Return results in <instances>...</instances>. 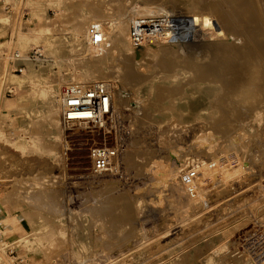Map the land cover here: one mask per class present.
Wrapping results in <instances>:
<instances>
[{"label":"bare ground","instance_id":"6f19581e","mask_svg":"<svg viewBox=\"0 0 264 264\" xmlns=\"http://www.w3.org/2000/svg\"><path fill=\"white\" fill-rule=\"evenodd\" d=\"M178 1L180 2L182 0H168L167 2L171 5V3H179ZM190 1L192 2V0ZM203 1L208 5V7H206L208 11L204 10V12L202 10V12H200L196 10L197 7H195L196 11H193L190 7L189 10H192L193 13L197 11H199V13L192 14L190 11L191 14H185L189 12L188 10L185 11V13L183 12L184 15H178V12L176 11L177 14H175L173 10L175 8H171L170 5L167 6L162 3L161 0H144L141 2L125 1L124 3L116 0L112 6L108 5V1L106 0H78V4L82 5V10L77 13L72 24L68 26L67 31L44 33L35 39L30 36L18 35L11 43H7V41L0 43L1 45H7L6 50H0V118L5 110L8 111L12 119L15 122L17 121L18 130L33 135L35 131L34 126H36V124L34 125L33 123L36 118L45 115L48 117L49 115L51 124L47 128V132L52 139H54L50 144V146L53 147L52 154L53 156L60 157L57 158L59 160L62 158L61 162L67 164L69 151L74 150L73 147H71L72 142H82V137L81 139H70L69 137L76 136L72 134L73 132L84 131L88 134L89 130L86 128L87 126H85V123L69 126L64 125L62 118L64 110L63 94L61 91L62 79H64L63 83H65L66 86L69 85L73 89H78L84 87V82L89 83L88 81L92 79L108 78L109 76H111L109 77L111 79L119 77L121 79L120 81L125 85V88L130 87V89H132L134 93L133 99L136 104L134 108H128L127 110L123 93L115 83L111 82V80L106 81L110 88V109L113 119L116 114L123 115L127 112L128 119L131 123L129 135L125 136L123 140L121 138L125 147L123 150H118L114 155H111V150L109 149V166L107 169L100 171L96 170L93 166L94 143L90 141L91 143L76 144L82 145L77 149L79 150L77 152L79 156L76 158L72 156L69 160L74 161L71 163L73 166H79H74L71 169L72 171L82 170L85 172H83V174H74V176L82 177L85 180L87 179V181L91 180L99 184L111 183L112 185H118V170L122 168L119 163L123 161L137 167L139 171L145 170L149 172L152 170V178L155 180V183L157 182L163 186L167 184L168 179L172 180L174 176L177 177V175H181L182 185L176 186L175 190L178 196H185L180 198L186 201V205H188V209L185 211L186 214L191 218L197 219L196 215L210 205L208 202L210 199L209 193L211 191H222L224 189L223 186L227 184L228 178L231 176L232 168L236 169L241 166L243 157L239 158L238 151L243 150V155L245 156V150L248 148L247 145L250 140L248 138L249 135L252 136L254 134L256 136L258 132L255 133L252 129L254 133L251 134V130L247 138L244 136L246 140H248L246 143L243 140L245 138L242 133H246L243 130H246L249 124L243 123L244 121L241 120L243 117L239 118L243 124H239L236 128L235 121L233 120L235 125H230V123H228L229 125H223V123H219L216 126L214 125L215 131L213 129V131L209 133H206L208 128L206 122L212 119H214L215 122L220 121V118L225 115V112L229 114L232 109H238L242 104L244 105V103L252 102L255 97H258L257 95L263 94L264 91V67L260 62L263 61L261 57H264V40L259 37L260 29L255 22V14L251 12L254 7L257 6L259 0ZM35 5L37 8L33 10L34 13H32V15L33 18L34 16L38 18L40 23H46L50 19V14L48 13L49 5L57 6L56 16L59 20L72 9L67 3H56L55 0H48L45 5L42 4L41 1H37ZM194 6L195 5H193V7ZM186 9H188V7H186ZM180 10L178 9V11ZM211 13H213L212 15L214 16L216 13L218 18H212ZM148 16L161 17L162 19L156 22L152 29H149L154 33L152 39L139 43L144 44V48L141 49L138 46H133L131 39V24L136 19L148 18ZM9 23H11V17L4 13V9L0 8V35L6 33ZM93 26L101 28L105 38L104 42L99 44L93 43ZM14 35H17L16 30ZM32 45L41 47L40 56L32 57L29 54V48ZM239 59H244L246 62L237 65ZM20 66L24 67L19 69ZM18 69L20 73L17 72ZM107 71L110 75L107 74ZM178 86H181L184 92L180 93L182 89L179 88V95L174 96L173 98L175 101H172L173 104H170L172 107L165 109L166 106L164 103H167L165 97L167 92L173 89L175 90ZM7 91L13 92L12 98L6 96ZM176 92L178 91H175V94ZM164 93L165 96H162ZM167 97H169V94ZM261 98L263 99L264 97L261 96ZM257 99L255 98L254 101ZM261 101L259 102L264 104V102ZM155 102L157 105L158 103H163L162 105H164L165 110L159 107L161 110V117L168 121L170 127L173 129L181 128L184 131L191 128L193 140L190 139L189 143L187 142V144H185V150H180L181 148L178 147L179 142H176L177 139L172 142L169 138L168 140L165 137L157 135L159 148L154 149L151 145H144V138L141 139L138 137L143 123L149 120L152 121V119H150L152 114L148 109L152 107ZM156 104L154 105L155 107ZM170 105L168 104L167 106ZM245 105L247 107L249 104ZM257 105L258 104H256V106ZM251 106H253L252 108L254 109L255 105L252 104ZM259 106L258 109L256 107L254 110L251 108L253 112L256 109L258 110L257 114L254 112V119L257 120L259 117H262L261 115L264 111L262 110L263 107L260 109ZM259 109L260 111L262 110L261 113ZM154 110L156 109L154 108ZM245 112L247 113V111ZM239 113L243 112L240 111ZM155 114H157V112H155ZM249 114L247 115L249 116ZM245 117L247 116L245 115ZM236 119L238 118L236 117ZM193 120H197L196 122H200L201 124L197 127L195 125L192 126L193 123L191 122ZM249 120H251V118ZM215 122L212 123L215 124ZM258 122L254 121L252 124ZM208 123L210 124V122ZM208 123L207 125L212 127L213 124L211 123L212 125H209ZM251 127L255 128L254 126ZM142 129L144 130V128ZM255 129H258V127ZM143 130L141 131L143 132ZM99 131L100 134L103 133L101 130H95L92 133L98 135ZM145 134H147V132ZM24 135L21 134L19 136V139L23 142L27 141V137ZM80 135L82 136L83 134ZM261 136L262 135L259 137ZM254 138L255 137H253V139ZM191 140L192 142H190ZM257 142L258 144L262 142L260 146H263L264 141L258 140ZM88 144L91 145V147H86ZM51 147L48 148L47 146L48 150L46 149V151H49ZM58 153L61 155H58ZM137 154L141 157L140 162L136 160ZM190 154H194L199 160V164L193 166L191 170L185 165V156ZM173 155L175 156L174 161L172 163L167 162V160H169L168 158ZM206 157L210 158L212 161L208 166H206ZM59 160L57 161L59 162ZM120 160L122 161L120 162ZM53 161L54 159L52 162ZM89 164L91 166H88ZM66 168L68 169V166ZM192 170H196L197 175L192 180H187L185 175L188 171ZM209 170H211L209 173L212 177H210L207 182L205 177L207 175L206 172ZM62 171H64V169ZM43 174L41 173V176H39L42 179ZM59 174L56 176H59ZM48 175L49 178H53V176H50V173ZM61 175H63V173H61L60 176ZM66 176L67 174H65V177ZM36 177L40 181L38 175ZM36 177L32 180H35ZM62 177L63 176H61V178ZM55 178L56 177L51 180L54 181L57 179ZM58 178L60 179V177ZM68 178L66 177L65 179ZM42 181L46 182V179ZM56 181L54 183H56ZM19 182L20 179H18V187V184H20ZM45 182L39 183L44 184ZM22 183L24 182L22 181ZM29 184H27V187L31 186L30 189L32 191L29 190L28 196L32 194V201L35 202V204H38L39 200H42V203L43 201L44 203L47 201L46 203L52 208L47 206L49 210L51 209L57 213H61V211L64 213L67 212L69 213V217H71L72 214V217L77 214V212L72 213V207H69L68 204L70 203H68L67 200H65L67 202L66 204H60L62 200H60L61 202L57 200L58 198H56L55 195V193L58 195L57 192L59 191L56 192L58 189L54 191L53 187H46L47 185L45 184L43 190L42 188L38 190V188L33 189V185ZM24 185L25 183L22 184L21 188H23ZM61 189L60 193L62 191ZM64 191L67 199L70 198L71 194L69 193V195L67 193L66 188ZM62 195L64 196V194ZM57 197L60 196L58 195ZM85 198L87 199V197ZM29 200L28 203L31 202V198H29ZM87 200H89V198ZM39 203V205L42 204L41 202ZM71 203L73 204V201H71ZM100 204H97V206L96 204L93 206L91 204L89 206L84 202L82 204L83 208L80 206L81 208L79 207V210L81 213L83 210H86V212L90 210L92 214L93 212L91 209H93L94 212L96 211V213L99 210L100 213V210L104 211L102 210L103 208L106 209V211L110 208L102 203ZM84 205L89 209H84L86 207ZM171 205L172 201L170 202V207ZM139 207H141L140 202L136 204L135 208ZM32 208L36 209L34 207ZM73 208L75 207L73 206ZM109 210L113 211L111 208ZM115 210L117 209H114V211ZM106 211L105 214L103 212L104 215L107 214ZM86 212L84 211V213ZM117 215H113V217ZM119 215L121 216V214ZM62 216L65 215L63 214ZM245 216H247L245 211H241L237 215L238 218L235 217L236 220L241 217V219H239L240 221ZM74 218L77 219L76 216ZM74 218L73 221L67 224L70 229L69 235L83 253H88L93 248L91 236L90 234L88 235L86 230L83 231L81 229L82 227H79L81 230L77 228L79 224L78 221L81 220H78L76 223ZM159 219L162 220L163 215L159 214ZM236 223L239 222L237 221ZM163 224H165V221H163ZM171 224L173 223H167V225L164 226L172 227ZM80 225L81 224H79V226ZM42 226H44V228L46 227L44 222L34 220L35 229H41ZM162 229H164V227H162ZM142 230V238L136 241L137 243L133 247L128 248L127 252L140 249L148 255L152 252L153 248H155L154 244L159 247L163 241L161 239L165 236L164 234L170 232L169 229L164 231L159 230L152 235L146 236V231ZM28 232L29 231H25L24 233L28 236ZM255 244L251 247V252L255 250L252 252V255H250V250H248L249 252L247 253L243 250V264H264V245L259 244V246H255ZM240 253L236 254L239 255ZM253 254L254 257H252ZM155 255H158V253H155ZM175 255L161 257L159 254L160 257L157 258L149 256V258L153 257V260L146 258L149 261L145 260L147 261L145 264H181L183 258H181L180 255ZM187 255L189 254L187 253ZM242 255L240 254V257L243 258ZM186 257L187 256L184 258ZM1 258L2 255L0 254V261L2 260Z\"/></svg>","mask_w":264,"mask_h":264},{"label":"rangeland","instance_id":"374dc122","mask_svg":"<svg viewBox=\"0 0 264 264\" xmlns=\"http://www.w3.org/2000/svg\"><path fill=\"white\" fill-rule=\"evenodd\" d=\"M37 1H41V3L44 5L48 2V0H0V8L4 9V13L11 17V23L8 24L6 33L0 35V43L4 41H7V43H11L14 39H16L18 35L30 36L31 38L35 39L44 33L61 31L65 32L68 30V26H70L74 21L77 13L82 10V5L78 4V0H55L56 3H67L70 7H72V9H70V11L62 16L59 20L56 16L57 6L49 5L48 13L50 14V19L46 23H40L38 21V18H36L35 16L33 18L32 15V13H34L33 10L37 8L35 5V2ZM106 1H108V5L112 6V4L115 3L116 0ZM125 1L141 2L144 0H119V2L122 3H124ZM167 1L168 0H161L162 3L168 6L170 4H168ZM192 2L190 0H182L179 3H171L170 6L171 8L176 9L173 10L175 11V14H177L178 12V15H184L185 11H188L190 7V9H192L193 11H208V9H206L208 5L205 4V1L194 0V2ZM193 5L195 6L193 7ZM182 7H184L185 9L186 7H188V9L185 10ZM195 7H197L196 10ZM178 9L181 10L178 11ZM192 10H189V12L185 14H191L190 11L192 12V14H196L197 12L199 13V11L193 13ZM251 12L252 14H255V22L260 29L259 37L264 40V0H259L257 6H255ZM213 13H211V17L218 18L216 13L215 16L212 15ZM15 30L17 31V35H14ZM133 46H138L141 49L144 48V44H133ZM0 48L1 51H4L7 49V45L0 44ZM29 54L32 57L40 56L41 47L38 45L30 46ZM261 58L263 61L260 62L264 67V57ZM245 62L246 60L239 59L237 65L243 64ZM21 67L24 66H20L19 69ZM19 69L17 72L20 73ZM108 71L107 74L110 75ZM109 77L92 79L88 82H95L96 80H111V82L115 83L119 90L123 93V98L125 104L127 105L126 109L128 110V108H134L136 104L135 100L133 99L134 93L132 89H130V87L125 88V85H123L119 77H116L117 79L114 76L113 77L115 79L113 77V79ZM63 80L64 79H62L61 86L62 92L63 88L66 87V84L63 83ZM84 83L87 84V82ZM177 88H175V90H170L169 92L166 91V96V92L164 93V95H162L166 97L167 101V103H164V105L166 106L165 109L172 107V105L170 104H173L172 101H175L173 97L179 95V88H181V86H178ZM181 89L182 90L180 91V93H183L184 90L183 88ZM175 91L178 92H176L175 94ZM168 94L169 97H167ZM259 95H257L259 98L255 97L256 99L258 98V101H254V98V100H252V102L254 103L250 101L251 104L244 103V105L242 104L241 106H239V104L238 109H232L233 113H236L235 115L232 113V111L229 114L224 111L225 115L220 118V121L217 120L218 122H215V120L212 119L206 122V126L208 127L206 133H209L210 131L212 132L215 126L219 123H223V125H229L228 123H230V125L236 124L235 128L238 127L239 124L248 123L249 126L246 127V130H243L246 133L241 131L243 132L242 135L244 134L243 137L245 136L247 138L249 132L253 129L255 133L258 131L256 133V136L259 139L254 134L252 135L253 137H255L254 139L251 135H249V141L244 137L245 139L243 140L246 143L248 141L249 146L247 145L248 148L245 150V156L243 155V150L238 151L239 158L243 157L241 166L236 169L232 168L230 174L231 176L228 178L229 180L227 181V184L223 186L224 189L222 191H211L209 193L210 199L208 202L210 203V205L206 207L205 210L196 215L197 219L191 218L186 214L185 211L188 209V205H186V201L180 198L185 196H178L175 190L176 186L182 185L181 175H177V177L174 176V179L172 180L168 179L167 184L163 186L158 184L157 182L155 183V180L152 178V170H150L149 172L145 170L139 171L137 167H134L133 165H130L123 161L122 163H119L122 168H119L118 170V185H112L111 183L99 184L97 182L95 183L94 181L92 182L91 180L87 181V179L85 180L82 177H76L74 176V174H83V172L85 171H72L71 168H73L75 165L73 166V164H71L74 161L69 160V158H72V156L74 158L79 156V154H77L79 150L77 149L82 145L76 144L90 142L88 141L91 137L90 134H87V132L85 133L84 131H80L81 133L76 132L75 138L72 139H81L82 137V142H72L71 147H73L74 150L69 151L71 153H69L70 156H67L69 161L67 160V164H64V162H61L62 158L59 160L57 158L60 157L53 156L52 154L53 147H51L50 144L54 139H52V137L47 132V128L51 124L49 115L48 117L47 115L37 117L33 123L34 125L36 124V126L33 125L35 131L33 135H29L18 130L19 128L17 127V121L15 122L8 111L5 110L0 118L1 259L7 261L8 264H17L18 259H23L24 264H145V262L147 263V261L153 260V257L149 258V256H154L155 253H158V255H155L154 258L160 256L168 257L175 254V256L180 255L181 258H183L181 264H243L244 254L242 255V253H244V251L245 253H247L249 252L248 250H250V255H252V252H254L255 250L251 252V247L255 243L258 244H255V246H259V244L264 245V143L263 146H260L262 145V142H259V144L257 142L258 140L264 141V111L262 112V117H259L258 119L259 122L257 119H254V115L258 113L257 109L260 104V109H262L263 107L262 110H264V104L259 102L261 100H263L261 102H264V98H261V96L264 97V91L263 94ZM6 96L12 98L13 92L7 91ZM256 102H259L260 104ZM255 103L258 105L256 106ZM155 104L156 102L154 103V105ZM162 104L163 103H158V105L156 104V107L152 105V107L148 109V111H150V113L152 114H150L151 117L149 116L152 121L149 120L147 121L148 123H143L142 128H144V130L142 128L140 129L138 137L141 139L144 138L145 142L143 144L151 145V147L154 149L159 148L157 135H160L167 139L169 138L172 142L173 140L177 139L176 142H179L178 147L181 148L180 150H185V144H187V142L189 143V140L192 139L191 134L193 132L191 131V128H188V130L184 131L181 128L173 129L172 127H170L168 121L164 120L161 117L160 108L164 109V105ZM168 104L170 106H167ZM245 104L250 105H247L250 110L253 107L251 105H255L254 109L257 107V109L254 111L255 114L252 111L254 109L252 108L251 112ZM154 108L156 110H159L156 111L154 110ZM260 109L259 112L261 113L262 110L260 111ZM239 110L245 114L239 113ZM244 110L247 111V113ZM155 112H157V114H155ZM247 114H249V116ZM245 115L247 117H245ZM236 117L238 119L240 117H243L241 120L244 122L241 123L240 119L238 120L236 119ZM249 117L251 118V120H249ZM114 119L115 122L109 125V128L111 127L110 130L112 134L107 140V145L122 146L118 150H123L125 145L123 144L124 142L121 141V138L123 140L125 136L129 135L128 133L131 123L128 119L127 112L123 115L116 114ZM233 120L235 121V124ZM196 121L197 120H193L191 122L193 123L192 126L195 125L197 127L201 124L200 122ZM254 121L258 123L252 124L254 123ZM208 122H210V124ZM212 122H215V124ZM207 123L209 125L213 124V128L209 127ZM251 126H254L255 128L258 127L259 130L252 128ZM141 130H143V132ZM253 130L250 132L251 134L254 133ZM146 132L147 134H145ZM78 133L83 135H77ZM21 134H25L24 136L27 137V141L23 142L21 141V139H19V136ZM258 134L259 136H262L259 137ZM103 136H96L94 142L98 141L97 143L100 142V144H102L104 140ZM192 140L190 142H192ZM250 141L253 142L251 143ZM46 142L48 145L46 144ZM46 145L48 146V148L51 147L49 151H46V149L48 150ZM86 147H89V145H87ZM58 155L61 154L58 153ZM174 158V155L169 157V160H167V162L172 163L174 161ZM53 159L56 162H52ZM57 160H59V162ZM136 160L140 162V155H136ZM206 160V166L212 163L210 158H207ZM121 161L122 160H120V162ZM185 162V165L189 168V170H191L193 166H197L199 164L198 157L194 154L185 156ZM67 166L68 169L66 168ZM88 166L91 165L89 164ZM63 169L64 171H62ZM38 170H40L41 172ZM209 172H211V170L206 172L207 175L205 178L207 182L209 181V178L212 177ZM41 173H44L42 177L44 180L46 179V182L42 181L43 179L39 177L41 176ZM49 173L51 177H56L59 181L56 178L55 179L57 181L51 180L53 178H49ZM59 173H63V175H61L63 176L62 178ZM58 174L59 176H56ZM65 174H67V178L69 177L71 179H65ZM37 175L40 178V181L36 177ZM34 177H36L35 180H32L34 179ZM58 177H60V179ZM18 179H20V184H18L19 187L17 186ZM24 179L26 182L24 181ZM63 179L66 182H64ZM21 180L25 183V187L23 186V188L21 187L24 183H22ZM34 181H36L37 183ZM55 181L56 183H54ZM60 181L63 182L61 183ZM39 182L45 183L42 184ZM27 184L33 185L32 188H38V190H40L41 188L43 190L45 184L47 185L46 187H53L54 191L58 189L56 190V192L59 191L57 193L60 197H57L58 195L56 193L55 195L56 198H58L57 200H62V202L60 201V204L63 205V203H70L68 205L70 208L72 207V213L77 212V214H75L73 217L72 214L71 217H69V213L67 212H54L53 210H51V206L46 203L47 201H45V203L43 201L42 203V200H39L38 204H35V202L32 201V194L29 195L30 197L28 196L29 190H32L30 189L31 186L27 187ZM62 185H65L64 187L66 188L67 193L71 194H69L70 198L67 199V197L65 196V188ZM68 187L71 188L69 189ZM60 189L62 190L61 193L64 194L66 198L60 193ZM62 196L63 198L61 199ZM28 197L31 198L30 203H28L30 201ZM85 197H87V199L89 198V200H87ZM65 200H67V202ZM71 201H73V204L71 203ZM82 201H84L86 205L89 206L91 204L92 206L95 204L97 206V204L102 203L106 207L109 206L113 211H110V208L107 209V211L103 208L102 210L104 211L100 210L99 213L98 210V212L96 213V211L94 212L93 209H91V211L93 212L91 214L90 210H88L89 208L87 209V206L84 205L86 206L84 209H87L89 212H86V210L82 209L83 211L81 213L79 209L81 207L83 208L82 204L84 202ZM171 201L172 205L170 207ZM39 202L42 203L41 205L43 207L39 205ZM138 202H140L141 207L135 208ZM47 206H50L51 209L49 210ZM73 206L75 208H73ZM32 207L36 209H33ZM45 208L48 209L46 210ZM114 209H117L115 211L118 213V215L114 211ZM84 211L86 213H84ZM105 211L107 212L106 215H104ZM241 211H245L247 216H245L240 221L239 219H241V217L236 220L237 215ZM63 214L65 216H62ZM119 214H121V216ZM159 214L163 215L164 220L159 219ZM113 215H117L118 217H120H113ZM75 216L77 219L74 218ZM73 218L76 220V223L78 220H81L78 221V223L81 225L79 226L78 224L77 228L79 230L82 229L83 231L86 230L88 232V235L90 234L91 236L90 238L93 244V248L91 249V251H89L90 253H83V251L78 247L75 241V243L73 242V239L69 235L70 229L67 224L70 223V221H73ZM34 220L44 222L46 227L44 228V226H42L41 229H35ZM163 221H165V224H163ZM237 221L239 223H236ZM167 223H173L171 224L172 227H165L164 225H167ZM79 227L82 228L80 229ZM162 227H164V229H162ZM142 229L146 231V236L152 235L154 232L159 231L160 229H162L160 231L169 229L170 232L168 234H164L165 236L161 239L163 241L159 247L154 244V252L152 250V252L148 255L140 249H134L132 250V252H127L128 248L133 247L137 243L136 241H139L142 238ZM25 231H29L28 236L24 233ZM187 253L189 255H187ZM236 253H240L243 258L240 257V254L237 255ZM185 256L187 257L184 258ZM252 257H254V254ZM146 258H148L149 260Z\"/></svg>","mask_w":264,"mask_h":264},{"label":"built area","instance_id":"2783aa9c","mask_svg":"<svg viewBox=\"0 0 264 264\" xmlns=\"http://www.w3.org/2000/svg\"><path fill=\"white\" fill-rule=\"evenodd\" d=\"M161 17H148L136 19L131 24V39L134 45H137L145 40L152 39L154 33L152 29L156 22L161 21ZM101 28L98 26L92 27V41L94 44L104 42ZM64 110L62 113L63 123L65 126L77 125L85 123L89 130L91 138L88 141L94 143V162L93 166L96 170H104L109 166V149L111 155L122 146H108L107 141L111 136L110 124L115 122L110 109V88L106 81H95L84 84L83 88L73 89L71 86L63 88ZM74 131L73 129H70ZM92 130V131H90ZM101 130L102 134H93V131ZM72 134L76 135V132ZM103 136V143H95L96 136ZM70 139L75 138L69 137ZM89 145V144H88ZM91 147V145H89ZM196 170L188 171L185 175L187 180H192L196 177ZM17 264H24L23 259H18Z\"/></svg>","mask_w":264,"mask_h":264},{"label":"crops","instance_id":"0c3cea01","mask_svg":"<svg viewBox=\"0 0 264 264\" xmlns=\"http://www.w3.org/2000/svg\"><path fill=\"white\" fill-rule=\"evenodd\" d=\"M0 264H8L7 261L1 260Z\"/></svg>","mask_w":264,"mask_h":264}]
</instances>
